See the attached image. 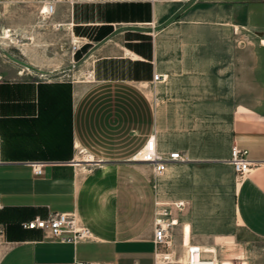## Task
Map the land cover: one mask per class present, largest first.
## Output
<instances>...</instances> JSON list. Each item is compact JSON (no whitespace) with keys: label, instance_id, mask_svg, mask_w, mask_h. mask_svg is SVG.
<instances>
[{"label":"crops","instance_id":"obj_1","mask_svg":"<svg viewBox=\"0 0 264 264\" xmlns=\"http://www.w3.org/2000/svg\"><path fill=\"white\" fill-rule=\"evenodd\" d=\"M64 1L71 7H127L128 13L70 16L74 23L115 27L91 53L90 81L0 75V264H164L154 242L158 196L151 179L132 170V158L152 135L164 153L180 151L184 156V148L172 149L160 140L152 101L132 79V61L141 59L132 49V38H137L132 32L152 34L153 24L168 21L156 33L155 72L165 77L185 72L176 81L189 86H207L213 79L229 82V72L217 71L231 68L234 52L221 54L214 65L202 63L201 46L194 45L201 38L194 9L171 18L187 5L248 8V0ZM145 2L151 3L150 16L132 12ZM233 117L230 159L238 146L257 165L236 193L240 232L233 247L207 245L216 249L218 264H264V105L246 107ZM188 155L185 161L170 162L169 170L175 171L167 175L180 174L190 162L209 160L193 151ZM136 163L154 173L151 165ZM35 166H42V174L35 173ZM60 212L75 213L91 236L62 242L22 225ZM193 220L196 231H212L211 224ZM183 238L187 245L191 237Z\"/></svg>","mask_w":264,"mask_h":264},{"label":"rangeland","instance_id":"obj_2","mask_svg":"<svg viewBox=\"0 0 264 264\" xmlns=\"http://www.w3.org/2000/svg\"><path fill=\"white\" fill-rule=\"evenodd\" d=\"M51 5L55 8L53 14L47 13ZM150 9L151 3L145 2L132 8V12L148 17ZM189 9H194L195 17L200 20L195 28L201 35L200 43L194 45L201 46L202 63L214 65L221 54L234 52L237 61L231 68L217 71L222 75L229 72L232 77L229 82L213 79L207 86H189L176 81L185 72L174 77L156 73V33L168 21L153 24L152 34L132 32L137 36L132 38V49L141 55V59L132 61V79L152 101L160 140L173 145L172 149L183 147L184 159L192 151L209 159L190 162V166L174 176L167 175L175 171L172 167L156 175L150 167L132 162V170L152 181L158 196L157 214L168 209L178 220L172 232V260L164 264H189L188 247L192 244L209 250L205 256L215 260L216 249L208 247V241L217 242L224 250L233 247V237L240 232L236 193L245 178L234 173L230 165L233 116L246 107L264 105V0H248V8L187 5L171 19L181 18ZM127 13V7H77L76 4L71 7L64 0H0V75L90 81L94 59L91 53L115 27L81 24L77 20L74 23L70 22V16L77 19V16L95 18ZM194 217L200 218L202 225L211 224L212 231H196L192 224ZM183 237H191L187 245Z\"/></svg>","mask_w":264,"mask_h":264},{"label":"built area","instance_id":"obj_3","mask_svg":"<svg viewBox=\"0 0 264 264\" xmlns=\"http://www.w3.org/2000/svg\"><path fill=\"white\" fill-rule=\"evenodd\" d=\"M158 1V0H152ZM51 14L55 12L54 5L50 6ZM156 76V80H159ZM2 138L0 135V164L3 162L1 157ZM248 151L234 146L231 152V164L234 172L240 176H247L251 170L257 165V162L250 160ZM137 162H143L152 166L156 175L166 172L169 163L172 161H180L184 156L180 151L164 153L158 149L155 135L150 136L145 146L134 156ZM35 173L42 174V166H35ZM182 204H179L181 206ZM174 218L172 212L165 209L160 214H157L155 219L154 242L159 250V255L164 261L172 260V232ZM26 229H42L46 231L50 237L62 242L76 241L80 238H89L91 231L86 226L81 224L75 213L60 212L52 214L48 219L40 217L25 222L22 224ZM205 251L202 246L192 244L188 247L189 264H218L215 259L205 256ZM79 264H92L82 263ZM98 264V263H95Z\"/></svg>","mask_w":264,"mask_h":264},{"label":"bare ground","instance_id":"obj_4","mask_svg":"<svg viewBox=\"0 0 264 264\" xmlns=\"http://www.w3.org/2000/svg\"><path fill=\"white\" fill-rule=\"evenodd\" d=\"M50 13L51 14V9L49 8V7H47V13ZM132 161H135V162H137V159H135L134 157L132 158ZM183 161H185V159H183ZM143 163V162H142ZM170 168H171V166H170ZM182 205L184 204L183 202L181 203ZM178 224V220L176 219V218H174V223H173V227L175 226V225H177ZM162 258V257H161Z\"/></svg>","mask_w":264,"mask_h":264}]
</instances>
